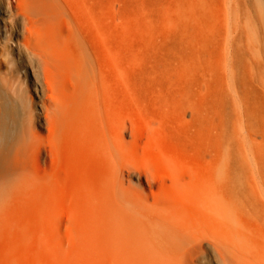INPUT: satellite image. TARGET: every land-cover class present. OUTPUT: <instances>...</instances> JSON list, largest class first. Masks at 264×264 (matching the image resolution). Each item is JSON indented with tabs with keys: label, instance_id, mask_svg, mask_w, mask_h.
<instances>
[{
	"label": "bare ground",
	"instance_id": "1",
	"mask_svg": "<svg viewBox=\"0 0 264 264\" xmlns=\"http://www.w3.org/2000/svg\"><path fill=\"white\" fill-rule=\"evenodd\" d=\"M187 19L182 119L210 144L200 160L168 156L123 118L90 27L68 0H0V40L11 21L9 48L33 77L24 98L0 70V210L35 190L53 254L89 264H264V0H188ZM63 208L77 217L67 245L52 221Z\"/></svg>",
	"mask_w": 264,
	"mask_h": 264
},
{
	"label": "rangeland",
	"instance_id": "2",
	"mask_svg": "<svg viewBox=\"0 0 264 264\" xmlns=\"http://www.w3.org/2000/svg\"><path fill=\"white\" fill-rule=\"evenodd\" d=\"M68 1L74 14L90 27L92 45L101 53L105 76L113 87V104L121 107L123 118L149 131V141L168 156L186 160L209 157L212 149L201 130L182 119L188 83V0H104L101 35L100 0ZM6 25L7 39L2 36L0 40V70L13 78L18 92L27 98L33 77L21 53L9 48L15 46L14 28L11 21L7 20ZM118 59L124 81L121 94L115 92ZM152 149L156 157L157 149ZM136 155L143 158V150ZM42 169L37 165L34 173L40 175ZM31 190L19 192L17 201L15 196L10 201L14 206L9 203L0 210L1 221L6 214L4 226L0 223V264H89L91 258L56 255L43 245L47 226L42 199ZM60 212L52 216L56 222L53 229L55 238L67 245L70 225L77 217L65 208L62 217ZM92 258L101 264L98 258Z\"/></svg>",
	"mask_w": 264,
	"mask_h": 264
}]
</instances>
